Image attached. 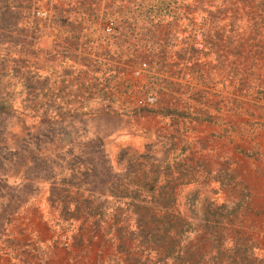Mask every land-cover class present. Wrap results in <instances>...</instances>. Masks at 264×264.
<instances>
[{
	"label": "rangeland",
	"instance_id": "1",
	"mask_svg": "<svg viewBox=\"0 0 264 264\" xmlns=\"http://www.w3.org/2000/svg\"><path fill=\"white\" fill-rule=\"evenodd\" d=\"M20 5L9 27L0 26V40L12 39L11 54L34 63L29 68L39 75L32 76L33 86H46L50 98L62 88L61 111L83 94L84 113H63L70 131L61 148L51 144L53 136L48 141L52 130H36V119L20 114L17 104L1 118L0 264H174L177 252L188 256L184 264H264V0ZM134 7L145 11L133 28L117 21ZM91 8H108L111 19L92 24L88 39L116 22L127 39L103 44L82 37L81 27L93 20ZM166 21L172 24L162 25ZM181 29L199 30L203 49L191 51L189 40L176 42L171 31ZM157 34L174 49V65L164 59L165 71L148 63L146 47L155 50ZM3 44L0 50H6ZM136 46L140 50L133 51ZM150 86L152 104L137 105L128 96V89L141 93ZM20 87L10 89L14 97ZM89 138L99 140V150L83 146ZM55 152L53 165L43 154ZM52 166L60 171L53 179L57 195L48 187L52 177L45 168ZM137 176L142 182L150 178L142 189ZM103 180L111 182L105 193ZM118 182H126L122 198ZM76 183L81 199L88 192L99 195L75 210L61 195ZM134 202L148 207L134 208ZM65 208L76 217H67ZM96 210L104 215L94 227L97 215L85 216Z\"/></svg>",
	"mask_w": 264,
	"mask_h": 264
},
{
	"label": "trees",
	"instance_id": "2",
	"mask_svg": "<svg viewBox=\"0 0 264 264\" xmlns=\"http://www.w3.org/2000/svg\"><path fill=\"white\" fill-rule=\"evenodd\" d=\"M30 2V0H0V26H4V27H9V21H12V17H16L20 15V8H18L17 6H26L28 5V3ZM109 8V7H108ZM107 8V9H108ZM147 10L149 12H152V8L146 7ZM103 10L100 12H93V10L95 9H90L88 10V15L93 14V20H89L88 25L87 26H82L80 31H81V36L86 38L87 40L90 41H95L97 42V40L99 41L98 43H103V44H108L110 38L112 39H119L120 41H124L126 40V32H123L121 30V28H119L117 26V22L114 23V26H112V28L110 27V30L106 31L104 29H102V33L101 36L98 34L97 36H95L94 39H88L89 38V28L93 25L92 24H97L98 22H100V20H104V19H111L110 17L106 18L107 15H109L111 13V10ZM138 11V12H137ZM145 10H143L142 8L139 7H134L133 13L129 16L127 15H122V17L117 20L118 22H126L127 24H130V27L133 28L134 27V20L136 19L137 16H141L143 15V12ZM25 22L28 23V19H29V15L28 13H25ZM115 18H112V20H114ZM84 18L80 17L77 21L78 24L83 23ZM94 21V22H92ZM16 22V21H15ZM15 22L13 20V22H11L12 27L15 29ZM158 22V19H157ZM193 22L198 23L199 20H195V17L193 18ZM162 25H166L169 24L171 25L172 22H161ZM91 28V29H92ZM102 28V26H101ZM173 32V39L180 43L183 42L184 40H189V49L191 51H199L201 49H203V41L201 39L200 36V32L199 30H194L193 32H190L189 34H186L185 30L181 29L177 32L174 33V30L171 31ZM158 35V40L155 46H153V48L155 49L153 52H151L152 49V45L148 46L146 48H148L149 50V59L151 60V62L148 61V63H151V66L154 67L157 71H165L168 70V68H166L162 63H164V59L170 57V63L174 65V49L172 50H168L166 48V42L164 41V39L161 37V35ZM76 37L74 38V40L76 41ZM174 42V41H173ZM197 42L199 43V45L197 44ZM4 43V44H3ZM14 41L12 39H7V40H0V46L1 44L4 45V47L6 48V50H0L1 51V55H0V120L1 118L5 117V114L9 112V108H13L14 110L16 109V107H14L15 104L18 105V107L20 108L19 113L22 115H26L28 114L29 116H32L36 119L35 123H32L33 126L36 128V130H52L50 131L51 134L50 136H48V141L52 140V136H53V142L51 143L53 146H57L59 148L62 147L63 143H65V135L64 132H69V128H67L68 124H63L64 122H62V116L63 113L65 111L70 110L71 114L73 115H79L84 113V111L81 109L82 105H81V100L83 99V94H78V103L75 106H72V108H67L63 111H61L60 109V100L62 95H61V89L60 87H57L56 92L53 94V96L50 98L49 94L47 93V87L46 86H33L31 84L32 82V76L34 75L35 77H37L39 74L38 72L33 69V68H29V67H35L33 62L28 61L26 58H23L21 56H13L10 52L9 49H13L14 48ZM130 45V44H128ZM141 47L136 46L135 48H133V51H135L136 49L140 50ZM142 51V50H141ZM134 56H137L138 54L136 52H133ZM144 58V57H143ZM134 58L130 59L133 61ZM96 59H94L95 61ZM183 63L184 66L186 68H190L192 63H191V57H186L183 58ZM83 67L81 69H79V71H82L84 73L83 76H87L86 75V71H87V63H82ZM144 64V63H143ZM162 67V68H161ZM187 73V72H186ZM185 73V74H186ZM3 76H6L5 79H1ZM154 78L158 79V80H164L163 78L159 77V76H155L152 75ZM18 83L21 87V89H18L17 93H19V95L17 97L13 96V90L10 91V89H13L14 85ZM101 89V87L98 88V91ZM20 90H22V92H20ZM101 95H106L103 91L100 92ZM14 97V98H12ZM55 126V127H54ZM55 130L54 134L53 131ZM1 138V137H0ZM83 146H89V149H95L100 147V142L99 140L93 141L91 138L84 140L83 141ZM91 145H94V147H92ZM1 146H3L4 148H6V144H1ZM46 147L44 148L43 152L45 151ZM88 149H83V152L81 153V155H85L87 153ZM45 153V152H44ZM47 154V155H46ZM43 154L42 156L48 160H50L51 163L57 164L55 162V159L58 158V153H46ZM48 157V158H47ZM0 164L2 165V161L0 159ZM45 169H49V171H51V180L50 184H49V189H50V193H54V194H58V191H53V188H55V184H54V178L56 174H60V171L57 170L59 168H53V166L51 168H45ZM93 170H95V168H91ZM107 169V168H105ZM71 175H73V172H71ZM143 175V174H142ZM144 176V175H143ZM150 178H146L145 182L149 181ZM105 181L104 184L106 183V185H104V190L102 189L101 191H103L104 193L108 191V187L110 185V181L109 180H103ZM145 182H142L139 178V176L136 177V184H138V189H142L143 185ZM119 184V190L118 192L120 193L119 196L122 198L124 196L127 195L128 190L126 188V182L125 183H121L118 182ZM74 189L70 190L67 188H62L65 189L63 194L61 195V199L62 201L66 204V203H72L73 206L75 207V210L77 209L78 205L80 202L82 201H88L91 197L96 198V195H99V192L96 193H92V192H88L86 196H84L81 199L82 196V189L79 185V183L74 184ZM88 189V188H86ZM110 190V189H109ZM148 190V189H146ZM112 191V190H110ZM156 191L158 195H161L162 193V185H157L156 186ZM151 197V196H150ZM49 198V197H48ZM64 199V200H63ZM157 198H154V200L152 201H157ZM134 208H138V207H143V208H147L148 205L146 204H142L139 202H134L132 203ZM99 205H96V208H98ZM161 206L165 207L164 211H167L169 209L167 204H161ZM62 207H65V205H62ZM65 213L67 214V217H76V212H73L72 210H67V208H65ZM179 212H176V215H174L175 218H180L178 215ZM86 216L88 217L89 215L93 216V215H97L95 218H92V222L94 224V227H96V225H99V220H101L103 218V211H97L95 213L93 212H86ZM148 249H161V248H157V247H152L149 246ZM188 260V256L185 255L184 252H182L181 254H179L178 252L176 253V255L174 256V264H184L186 261Z\"/></svg>",
	"mask_w": 264,
	"mask_h": 264
},
{
	"label": "built area",
	"instance_id": "3",
	"mask_svg": "<svg viewBox=\"0 0 264 264\" xmlns=\"http://www.w3.org/2000/svg\"><path fill=\"white\" fill-rule=\"evenodd\" d=\"M104 28L105 30H109L110 25L107 24L104 26ZM197 44L199 45L198 42ZM132 74L138 76L139 70L138 69L133 70ZM128 96L137 105H149L156 101V95L153 87L151 86L144 89L141 93H137L134 91L132 92V90L128 89Z\"/></svg>",
	"mask_w": 264,
	"mask_h": 264
}]
</instances>
